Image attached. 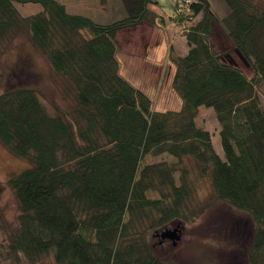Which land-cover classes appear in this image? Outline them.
<instances>
[{
    "label": "trees",
    "instance_id": "1",
    "mask_svg": "<svg viewBox=\"0 0 264 264\" xmlns=\"http://www.w3.org/2000/svg\"><path fill=\"white\" fill-rule=\"evenodd\" d=\"M119 1L125 16L100 23L59 0H0V58L27 33L65 103L52 111L33 86L2 88L0 68V143L28 162L7 179L18 214L0 241V264H174L155 255L150 233L174 219L196 221L206 208L202 181L208 203L252 217L246 256L264 264V1L227 0L223 18L251 77L215 51L209 0L165 15L189 49L172 57L180 106L156 122L152 98L121 74L115 42L119 29L149 19L159 0ZM16 3L41 9L22 15ZM201 105L216 114L224 157L196 122Z\"/></svg>",
    "mask_w": 264,
    "mask_h": 264
},
{
    "label": "rangeland",
    "instance_id": "2",
    "mask_svg": "<svg viewBox=\"0 0 264 264\" xmlns=\"http://www.w3.org/2000/svg\"><path fill=\"white\" fill-rule=\"evenodd\" d=\"M59 1L65 5L67 11L94 16L95 18L89 17L100 23L113 22L126 14L124 6L119 0H111L104 10L99 8L98 5L101 3L98 0ZM209 2L214 13V24L209 38H211L215 51L225 60H229L227 56L230 55V58H233L237 65L251 77L250 65L245 64L240 59L225 27H223V18L229 16L231 10L227 0H209ZM15 6L22 15H30L41 9V6L35 3H16ZM150 7L153 10H164L167 14H172L174 3L169 0H159V5H151ZM162 16L169 20L167 15ZM145 21L147 23L149 19ZM165 25L166 42L161 46L157 45V48L160 49L158 51H160L161 60L166 59L161 64L163 66L162 75L154 73L151 67L147 69L150 64L146 63L143 64L146 69L141 72L143 76L139 78L130 76L136 84L146 89L152 98L153 93L158 91L153 99V113H151L150 122L161 120L167 110H176L180 106V100L174 92L171 82L175 67L172 57L184 55L188 44L178 26L170 22ZM130 27L121 28L116 34L115 43L118 45L119 56L122 59L124 58V53H122L124 51L134 48V52L137 50L140 52L143 44L150 37L155 44L157 42L156 36L154 37L149 29L145 30L144 26L137 28L138 30ZM132 59L133 64L138 63L136 58ZM0 68L3 74L2 88L15 85L33 86L41 92L47 109L54 111L56 107L65 108V103L59 94V87H57L59 86L58 77L52 72L41 52L32 47L27 33L18 35L4 47L0 58ZM259 93L264 104L263 85ZM197 112V124L212 133L214 147L224 157L218 132L220 125L215 112L212 108L204 105L199 106ZM27 167L28 162L26 160L14 156L0 143V241L7 230L15 224L16 214H18L17 202L7 184V179L11 173L20 172ZM199 185V200L206 208L194 222L186 224L181 220L174 219L161 228L151 231L150 242L153 245L152 250H154L155 255L174 264H249L246 255L252 246L256 232L252 217L247 212L234 208L224 201H210L208 203L210 194L208 183L202 181ZM206 203L208 204L206 205ZM178 224L181 231L180 239L176 245H173L170 239H161L160 233L162 231L173 229Z\"/></svg>",
    "mask_w": 264,
    "mask_h": 264
},
{
    "label": "crops",
    "instance_id": "3",
    "mask_svg": "<svg viewBox=\"0 0 264 264\" xmlns=\"http://www.w3.org/2000/svg\"><path fill=\"white\" fill-rule=\"evenodd\" d=\"M90 1H94V0H90ZM113 1V0H112ZM111 2V0H108L105 4H100L98 5L99 8H101V10L106 9L109 5V3ZM153 11V14L149 17V21L146 23V21L144 23L138 24L136 26L130 27V28H136L135 30H138L137 28H145L149 29L151 34L156 38H157V42L156 44L152 41V37L149 38V40H146V43L143 44V48L140 52H134V48H132V50H127L126 52H122L124 53L123 56L124 58L122 59L119 56V50H118V45H117V57L119 59L120 62V71L121 74L127 78L132 84H134L135 86H137L138 88L142 89L148 96H150L152 98V95L150 93H148V91L144 88H142L141 86H139L138 84H136L130 76H133L135 78H139L140 76H143V74L141 72H143L146 68H144L143 64H150L147 69H149L151 67V69L154 71V73L157 74H161L162 75V70H163V66L161 65L162 63H164L166 61L165 58H163L161 60L160 58V54L157 48V45H163L165 44L166 40H165V33H164V27L166 26L165 24V17H163L162 15H166L167 13L164 10H153L152 8L150 9ZM72 13H76V12H72ZM91 16V15H89ZM92 18H95L94 16H91ZM159 18V19H158ZM158 19V20H157ZM149 33V32H148ZM117 44V43H116ZM187 49H189V46L187 47ZM187 49L186 52H187ZM163 54V52H162ZM163 56V55H162ZM127 58V60H126ZM132 58H136L137 59V64L136 63H132L133 59ZM130 61V62H129ZM129 62V63H127ZM125 63V64H124ZM136 64V65H135ZM126 65V67H125ZM175 70V67H174ZM137 74V75H136ZM158 75V78H159ZM160 75V76H161ZM156 93H158V91L156 90L153 93V98L156 96ZM213 139V136H212Z\"/></svg>",
    "mask_w": 264,
    "mask_h": 264
},
{
    "label": "water",
    "instance_id": "4",
    "mask_svg": "<svg viewBox=\"0 0 264 264\" xmlns=\"http://www.w3.org/2000/svg\"><path fill=\"white\" fill-rule=\"evenodd\" d=\"M236 52L238 54V56L240 57V59L248 65V62L246 61L245 57L236 49ZM228 57V61L231 64H237L236 61L233 58H230V55L227 56ZM180 231L181 229L179 228V224L174 227L173 229H166L164 231H162L160 233V237L162 240L164 239H170L173 243V245H176L177 241L180 239Z\"/></svg>",
    "mask_w": 264,
    "mask_h": 264
},
{
    "label": "built area",
    "instance_id": "5",
    "mask_svg": "<svg viewBox=\"0 0 264 264\" xmlns=\"http://www.w3.org/2000/svg\"><path fill=\"white\" fill-rule=\"evenodd\" d=\"M174 3V5L180 10L182 6L187 5L192 0H169Z\"/></svg>",
    "mask_w": 264,
    "mask_h": 264
}]
</instances>
